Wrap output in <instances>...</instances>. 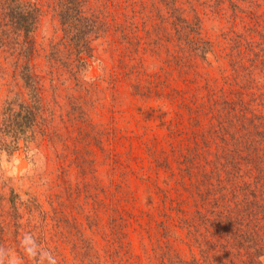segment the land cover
<instances>
[{
    "label": "trees",
    "instance_id": "16d2710c",
    "mask_svg": "<svg viewBox=\"0 0 264 264\" xmlns=\"http://www.w3.org/2000/svg\"><path fill=\"white\" fill-rule=\"evenodd\" d=\"M53 1L62 36L47 54V73L38 69L34 36L42 7L0 0V49L17 54L23 87L3 105L0 159L22 151L52 190L49 209L33 195L21 203L29 233L39 228V215L43 221L18 249L22 260L69 264L62 244L69 245L70 231L85 241L84 250L73 251L83 264H144L136 239L153 264H264V0ZM100 39L130 46L117 69L132 82L141 114L146 99L176 102L180 122L170 121L165 137L143 138L153 132L144 121L143 131L125 127L116 94L115 105L105 104V92L87 75ZM146 54L160 61L157 72L147 73ZM163 72L183 87L154 91ZM147 74L156 80L145 83ZM106 140L129 144L107 150ZM96 145L109 151L113 168L105 186L87 183ZM74 167L86 175L84 186L74 185ZM83 216L102 245L83 232Z\"/></svg>",
    "mask_w": 264,
    "mask_h": 264
},
{
    "label": "rangeland",
    "instance_id": "374dc122",
    "mask_svg": "<svg viewBox=\"0 0 264 264\" xmlns=\"http://www.w3.org/2000/svg\"><path fill=\"white\" fill-rule=\"evenodd\" d=\"M32 1L39 3L43 10L39 26L36 32L34 33V36L37 48L39 49V56L36 58L37 61L41 63V65L38 66V69L42 71L45 70L47 72L50 69L46 61L48 57L47 54L51 52L52 44L61 38L62 31L56 10L54 8V1ZM135 1L137 4H141V0ZM1 18L2 14L0 9V22ZM140 24L143 26L145 25L144 23ZM146 27L152 28V25L146 24ZM215 28L216 27L210 29L209 32H212V34L215 35L213 31ZM109 39L111 40L112 37L110 36ZM117 42L110 43L109 40L102 41V39L94 42V58H91L90 61L89 71H87L88 77L93 81H97L99 83V87H101L102 90L105 92V104L115 105V100H112L111 97L112 93L113 95L116 94L118 98V100H116L117 106L120 105L121 108L125 110V118L123 122L125 127L133 131H143V127L141 126V124H139L138 121H144L149 125V127L152 128L153 132L144 131L143 138L148 139L165 137L164 134L166 135L168 133L167 131L169 123H171L172 121L180 122L177 112L178 106L176 102L171 100L168 96L162 98L155 97L152 99H146L145 101H141V104L145 111L142 114L140 113V110L134 104L135 97L132 94L134 89V87L132 86V82L121 79L119 71L117 69L119 63L118 61L123 57V52L127 49L131 50V48L128 45H121L122 48L120 49V43L117 44ZM149 45L154 47L157 45V43H149ZM114 49L116 50L117 54L113 52ZM16 55V53L11 54L10 52L3 50L2 48L0 49V119L5 100L11 98L12 96L18 93L23 92L22 82L19 78L18 71L15 69L14 65ZM126 57L127 55L124 58ZM130 61L132 63L134 62L132 60ZM144 63L147 65V73L157 72V70L159 69L158 65L161 64L160 61L154 55L150 54H146L144 56ZM46 72L43 74H46ZM71 74L72 73L69 67V90L74 83L72 81ZM45 76V83L49 86L51 75L47 74ZM65 76H68L67 72ZM161 76L167 78H164V82L158 87L154 84H151L152 87L155 89L154 91L158 90L160 86L161 88L159 89V91H163V89L167 90L174 86H179L181 88L183 87L182 80L180 78L175 79L170 75H166L164 72L161 73ZM142 80L146 83L148 81L156 79L149 77V74H147L142 76ZM112 83L115 85V88H111L110 91L107 90L109 84ZM163 86H165V88H163ZM49 93H51V90L49 91ZM101 95L96 97H101ZM104 107H106V105ZM97 118L100 119L99 117ZM165 141H167V139H165ZM104 143L106 149L111 148L114 151H124L129 144L128 141H126L125 145H122L119 142L110 143L109 140H106ZM144 151L145 150L142 147L138 149V152L143 153ZM108 154L109 151L103 152V150L98 147V145H96L95 157L93 156L94 170L92 169L90 171L91 173H88L89 180H87V183L90 184L99 181V183L101 185L103 184L104 186L106 183L109 184V179L112 177L111 169L113 168L112 164H110L111 160L108 161ZM126 155L127 154L125 153L124 156ZM134 165H137V163H134ZM73 170L75 172L72 178L74 185L78 184L80 186H84V179L86 175L84 173H81L79 168L74 167ZM42 176L44 175L39 172L37 173L34 166L31 165L27 159H25L24 153L22 151L18 152L14 157L3 155L0 159V264L11 262L13 264H26V262L22 260V256L18 252V249L22 250L23 247H26L25 245L27 241H25V237L28 238V236H30L34 232L37 233L41 225L43 224V221L42 219H40L39 215V217L36 218L38 220L39 228H34L33 230H31V233H29L28 231L31 227L27 226L29 220L27 219L28 214L26 213L24 205H21V203L26 200L29 195H33L35 199L38 198V202H41L44 207L48 209L50 208L49 203H51V201L48 195L49 192H51L52 190L48 189L46 183L43 184ZM51 176L52 175H50L49 177ZM49 177L47 176L46 179L51 180ZM114 177H116V175H114ZM54 190H58V188H54ZM83 195L84 194H81V201H85L86 196L83 197ZM102 195L103 194L101 193V196ZM13 200L16 201V209L12 208L11 203ZM144 201H147V198H145ZM147 203L150 202L147 201ZM83 219L84 222H82L83 224H81L83 232H87V236L92 235L102 245L103 240L100 235L92 233L89 224L85 222L84 216ZM22 224H26V226L23 227ZM20 233L22 234V237L20 236ZM30 239V242L34 244L35 241L31 237ZM146 241H148L147 238ZM148 243L149 248H151L152 246L150 242ZM56 244L59 245V248H61V243L57 240L56 237H54L52 239V245H54L53 249L60 250L56 247ZM139 244L140 242L138 243L136 239L135 251H138L140 254H142L144 264H153L152 262H149L150 260L142 249L143 246ZM84 245L85 241L82 237H71V233L69 231V245L64 243L62 244V247H64L62 250L66 251V253L69 254V264H83L78 257H75L73 251L78 247L81 250H84ZM178 245L180 247L182 255L187 257L191 256V251L187 247V245L180 243H178ZM31 251L32 250L29 248L25 250L26 254L29 256L31 254ZM7 253L9 257L4 258L3 255H7ZM32 256L31 262H29L28 264H34V259L32 258ZM154 264L156 263L154 262Z\"/></svg>",
    "mask_w": 264,
    "mask_h": 264
}]
</instances>
